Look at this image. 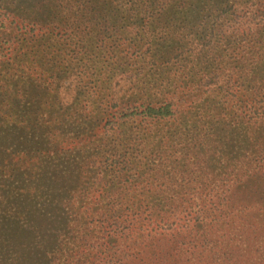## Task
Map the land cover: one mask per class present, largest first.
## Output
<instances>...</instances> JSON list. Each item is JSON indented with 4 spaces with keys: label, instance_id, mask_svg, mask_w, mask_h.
I'll list each match as a JSON object with an SVG mask.
<instances>
[{
    "label": "trees",
    "instance_id": "16d2710c",
    "mask_svg": "<svg viewBox=\"0 0 264 264\" xmlns=\"http://www.w3.org/2000/svg\"><path fill=\"white\" fill-rule=\"evenodd\" d=\"M0 264H264V0H0Z\"/></svg>",
    "mask_w": 264,
    "mask_h": 264
}]
</instances>
